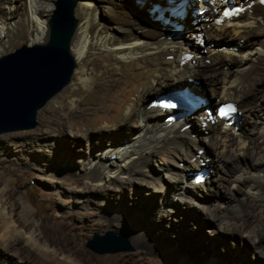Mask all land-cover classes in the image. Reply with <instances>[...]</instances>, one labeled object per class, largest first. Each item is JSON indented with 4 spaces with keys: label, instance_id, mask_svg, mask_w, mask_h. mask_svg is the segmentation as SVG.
Wrapping results in <instances>:
<instances>
[{
    "label": "bare ground",
    "instance_id": "1",
    "mask_svg": "<svg viewBox=\"0 0 264 264\" xmlns=\"http://www.w3.org/2000/svg\"><path fill=\"white\" fill-rule=\"evenodd\" d=\"M55 1L0 0V57L15 47L21 34L29 47L47 42ZM210 2L218 7L216 17ZM226 2L185 0L186 18L181 20L172 12L179 2L171 0H76L71 84L38 111L37 131L44 140L59 138L64 131L74 142L90 135L119 136L86 160L90 175L108 184L86 187L88 192L109 196L114 190L110 185L125 186L129 180L165 194L173 186L174 199L185 206L183 215L194 209L196 219L197 213L207 222L213 217L208 237L238 235L245 244L256 245L264 243V0H234L230 16L224 15ZM185 87L207 102L188 118L164 107L169 92ZM226 101L242 112L238 124L217 117ZM214 105L211 117L213 108L208 109ZM235 159L243 164L236 163L238 173L226 180L227 187L219 182V169ZM201 169L203 179L197 183ZM215 190L225 195L214 199ZM7 205L0 194V252L13 250L21 263L78 264L65 254L68 249L51 247L47 237L52 231L34 221L28 205L20 206L21 222ZM231 207L237 209L232 212ZM109 218L119 223L118 217ZM66 229L59 222L54 232ZM190 233L185 228L180 234ZM181 242L182 250L202 243L197 238ZM137 246L141 254L156 251L146 241H137ZM80 252L88 263L124 262L120 256L94 259Z\"/></svg>",
    "mask_w": 264,
    "mask_h": 264
},
{
    "label": "rangeland",
    "instance_id": "2",
    "mask_svg": "<svg viewBox=\"0 0 264 264\" xmlns=\"http://www.w3.org/2000/svg\"><path fill=\"white\" fill-rule=\"evenodd\" d=\"M55 10L54 6V12ZM187 35L188 33L185 36ZM185 39L192 42V40ZM204 40L207 45L209 41L205 37ZM22 46H28L24 34L19 36L15 47L4 55ZM257 68H261V65ZM70 84L47 105L67 90ZM258 90L261 92V86ZM216 105L208 109L213 108L211 117L214 116ZM238 112L240 117L242 112ZM254 118L253 116V120ZM39 124L37 115L34 129L0 135L1 138L5 135L10 136V139L9 137L5 140L0 139V194L4 196L11 211L13 210L14 218L18 222L22 221L23 215L20 206L22 203L28 205L34 221L37 224L43 223L48 230L52 231L47 237L50 239L52 248L68 249L65 254L75 259L78 264H94V261L88 263L80 251L91 255L94 259L120 256L125 264H209L212 261L217 264L223 262L227 264L228 261L232 262L231 264L239 261H243L244 264H264V258L261 257L264 243L256 245L249 243L248 245L238 235L223 233L215 238L214 235L208 237L209 232L214 229L211 224L213 217L207 222L202 214L197 213L198 218L196 219L193 216L194 209H191L192 214L183 215L181 211H186L182 209L185 206L178 204L174 199L173 186L168 188L165 194L163 191V193L161 191L152 192L149 188L139 185L137 183L139 181L125 179L128 181L125 186L118 182L110 185L114 190L106 191L109 196L88 192L86 187L108 186V184L106 180L97 181L90 175L86 160L91 158L92 154H97L98 146L101 144L109 146L114 143V140L119 139V136L110 138V135H90V138L85 137L79 142H74L68 139L66 132L63 131L64 133L61 132L59 138L50 137L44 140L38 135ZM14 134L25 135L22 138ZM121 134L126 136L127 131H122ZM203 153L204 151L200 155ZM237 162L235 159L234 163L224 162L221 165L222 168L219 169L218 175L223 178H219L220 183L229 186L226 180L238 173V169H235L237 164H243L241 159L240 163ZM163 180L166 182V179ZM188 180L190 181L189 178ZM212 195L216 199L222 198L225 194L215 190ZM235 196L240 197V193H235ZM232 208L234 207L229 208L232 212L237 209V207ZM109 217H118L119 223L116 221H113V224L110 223ZM203 218L206 222H200ZM59 222L67 224L68 229L57 234L54 230ZM172 225L180 227L171 228ZM185 228L191 231L188 237L180 234ZM191 228H194L193 231ZM109 230L123 235L132 250L117 254L97 255L85 247L87 240L95 235H103ZM196 238L198 241L201 240V245H196L193 249L182 250V244H179V241L185 242L191 239L196 240ZM137 241L148 242L155 247L156 251L154 253L143 252L142 255ZM25 247V245L20 246V248ZM13 253H15L13 250L7 253L6 251L0 252V264H30L29 262L21 263L17 257L12 255Z\"/></svg>",
    "mask_w": 264,
    "mask_h": 264
},
{
    "label": "water",
    "instance_id": "3",
    "mask_svg": "<svg viewBox=\"0 0 264 264\" xmlns=\"http://www.w3.org/2000/svg\"><path fill=\"white\" fill-rule=\"evenodd\" d=\"M75 4L76 0L55 1L45 44L22 46L0 57V135L34 129L38 111L70 84ZM85 247L97 255L132 250L123 235L111 230L93 236Z\"/></svg>",
    "mask_w": 264,
    "mask_h": 264
},
{
    "label": "snow or ice",
    "instance_id": "4",
    "mask_svg": "<svg viewBox=\"0 0 264 264\" xmlns=\"http://www.w3.org/2000/svg\"><path fill=\"white\" fill-rule=\"evenodd\" d=\"M238 11H239V9H237V12ZM224 15L225 16H230V15H232V13L225 12ZM169 106L170 105H167V104L164 105V107H169ZM171 106L174 107V105H171ZM234 111H235V109L232 106H230V105L227 108H222L220 110L221 115H224V116L228 115L229 112H234Z\"/></svg>",
    "mask_w": 264,
    "mask_h": 264
},
{
    "label": "trees",
    "instance_id": "5",
    "mask_svg": "<svg viewBox=\"0 0 264 264\" xmlns=\"http://www.w3.org/2000/svg\"><path fill=\"white\" fill-rule=\"evenodd\" d=\"M210 110H212V109H210Z\"/></svg>",
    "mask_w": 264,
    "mask_h": 264
}]
</instances>
